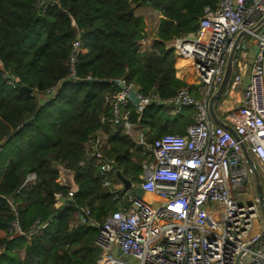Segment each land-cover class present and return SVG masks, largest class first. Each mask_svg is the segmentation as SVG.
<instances>
[{
	"label": "trees",
	"instance_id": "obj_1",
	"mask_svg": "<svg viewBox=\"0 0 264 264\" xmlns=\"http://www.w3.org/2000/svg\"><path fill=\"white\" fill-rule=\"evenodd\" d=\"M217 1L58 0L38 11L35 0H0V264H95L97 228L77 218L79 207H88L101 223L119 208L116 194L123 191L102 186L85 143L103 132L109 145L104 157L132 182L140 180L141 161L150 155L121 128L101 122L100 114L109 112L104 97L119 90L113 82L118 79L143 94L154 89L163 99L184 87L199 97V84L176 76L174 52L166 45L195 32L204 8ZM137 2L161 15L149 44L138 42L146 37L144 16L137 8L129 13ZM76 37L85 51L72 78L69 55ZM5 73L18 78L14 86ZM52 87L51 97L36 98ZM126 109L128 119L147 130L148 142L183 134L194 116L191 107L171 114L168 106L154 103L137 112L128 102ZM56 165L74 172L72 205L54 206V194L68 191L56 182ZM31 172L35 182L24 185ZM13 220L24 234L7 232ZM42 223L47 224L40 228Z\"/></svg>",
	"mask_w": 264,
	"mask_h": 264
},
{
	"label": "built area",
	"instance_id": "obj_2",
	"mask_svg": "<svg viewBox=\"0 0 264 264\" xmlns=\"http://www.w3.org/2000/svg\"><path fill=\"white\" fill-rule=\"evenodd\" d=\"M57 1L35 0V7L43 11ZM263 14L264 0H218L214 8H204L195 32L167 42L175 60H185L194 83L201 86L199 97L184 87L163 99L154 89L143 94L138 86L127 85L121 79L118 80L126 84V89L119 88L105 95L109 112L100 114L101 122L114 130L121 128L142 150H149L150 155L141 161L138 185L132 182L131 188L122 189L120 182L121 187L114 188L111 179L114 171L104 157L109 147L105 134L98 131L85 143V156L95 161L102 186L122 190L124 199L101 223L88 207H79L77 218L82 222L87 218L86 222L97 228L95 243L100 252L95 264H264V234H261L257 200L243 204L233 196L235 186L254 183L241 141L260 168L264 188V24L251 35L254 37L253 56L248 71L246 58L236 56L228 91L240 86L247 74L239 105L220 114L240 139L216 124L207 110L208 98L222 80L235 35L240 30H248ZM146 39H142V43L145 44ZM71 46L69 76L75 78V62L85 49L78 37ZM243 47L242 41L239 49ZM4 75L12 86L18 81L15 76L12 80L9 74ZM129 90L135 92L139 99L137 104L130 100ZM53 91L54 87L35 96L44 101ZM128 102L137 112L151 103L168 106L171 114L191 107L193 122L186 126L183 134L165 133L148 142L147 130L128 119ZM1 146L0 141V153ZM56 167V182L68 191L66 196L59 192L54 194V206H63V198L66 205H72L78 189L74 172L63 165ZM35 179L33 172L28 173L23 184H33ZM136 186L156 200L137 197ZM7 232L24 234L17 220L11 222Z\"/></svg>",
	"mask_w": 264,
	"mask_h": 264
},
{
	"label": "water",
	"instance_id": "obj_3",
	"mask_svg": "<svg viewBox=\"0 0 264 264\" xmlns=\"http://www.w3.org/2000/svg\"><path fill=\"white\" fill-rule=\"evenodd\" d=\"M141 2H137L133 8L129 10V13L134 12V8L140 7ZM264 24V14L257 20V22L251 26L248 30H240L234 37L233 42L230 46L228 55H227V60H226V65L223 73L222 80L218 86V88L209 96L208 98V103H207V110L209 113V116L211 119L218 125L224 127L227 129L237 140H239V136L235 133L234 129L232 126L227 124L225 121H223L217 111V103L223 98V96L227 93L228 91V86L230 84V81L232 79L233 73H234V68H235V60L237 56V52L239 50V45L243 41V38L248 35H252L255 32H257L262 25ZM141 42L142 41H138ZM145 52L142 51V54ZM9 79H14L13 75H8ZM86 82H92L94 81L93 78H86L84 79ZM115 84L119 86L120 89H126V84L121 81V80H113ZM24 88L31 92V89L24 86ZM128 96L130 100L134 103L137 104L139 102V99L135 95V92L133 90L128 91ZM31 120V118L25 120L23 124L28 123ZM240 146L242 148L243 154L245 156V160L251 169V173L253 175V180H254V189L256 193V200L257 204L259 206L260 214H261V219H262V232L261 234H264V188L262 185V178L259 172L258 166L254 163L249 151L247 150V147L244 142H240ZM108 163L111 166V169L114 171L115 177L121 182L122 184V189H127L132 187V181L126 177H124L121 172L117 169L116 163L114 160H107ZM134 193L136 194L137 197H142L143 196V190L140 186H136L134 188Z\"/></svg>",
	"mask_w": 264,
	"mask_h": 264
},
{
	"label": "crops",
	"instance_id": "obj_4",
	"mask_svg": "<svg viewBox=\"0 0 264 264\" xmlns=\"http://www.w3.org/2000/svg\"><path fill=\"white\" fill-rule=\"evenodd\" d=\"M135 12H147L148 14L152 13L154 16L157 17L156 22L153 25V31L149 34L147 33V39L145 40V44H149L150 41L152 40L156 27H157V23H158V19L161 17V15L157 12L152 10L151 8H146V7H139L137 9V11ZM142 14L144 16V20L146 22L147 18L145 16V13H139ZM147 31V29H146ZM250 56H246L245 54H241V53H237V57L240 56H244L246 58V67H247V71L250 68L251 64H252V51L250 49ZM185 60L183 59H176L175 60V70H176V76L179 77L180 79H183L184 81H186L187 79L192 78V71L191 69L188 67V65H184ZM194 80V79H193ZM247 81V74L244 75L241 85L238 86L236 89L234 90H229L224 96L223 98L218 102V106H217V111L220 114H223V112L225 110H228L230 108H236L239 105V102L241 100V94H242V88L243 85L246 83ZM259 172H260V168H259ZM261 178H262V174L260 172ZM248 190L244 191V192H238L237 196H235L234 198L237 200V202L239 203H250L253 202L256 199V193H255V189H254V183L248 184ZM238 186V185H237ZM235 186L233 188V196H234V190L237 187ZM145 197H148L145 198ZM142 198L146 201H152V200H156V197H154L151 194L148 193H144ZM150 198V199H149ZM63 203H66L64 198H63ZM3 232L0 231V235H2Z\"/></svg>",
	"mask_w": 264,
	"mask_h": 264
},
{
	"label": "rangeland",
	"instance_id": "obj_5",
	"mask_svg": "<svg viewBox=\"0 0 264 264\" xmlns=\"http://www.w3.org/2000/svg\"><path fill=\"white\" fill-rule=\"evenodd\" d=\"M139 8V7H138ZM137 8V9H138ZM137 9H136V11H137ZM137 14H139V13H145V16H146V18H147V20H146V29H147V31H146V33H151L152 31H153V25H154V23L156 22V19H157V17L156 16H154L152 13H150V14H148L147 12H136ZM146 37H147V35H146ZM254 40V37L253 36H251V35H248V36H245L244 38H243V44H244V47L243 48H241V49H239L238 50V52L237 53H241V54H245L246 56H250L249 54H250V49L252 48V46H253V43H252V41ZM194 78H193V76H192V78H190V79H187L186 80V82L188 83V84H196V83H194L195 81L193 80ZM146 160V159H145ZM111 179H112V181H113V183H114V185H113V187L114 188H119V187H121V185H120V181L119 180H117L116 181V178H115V176H114V174H112L111 175ZM140 182V180H138V181H135V182H133L135 185H138V183ZM248 187H249V185L248 184H246V185H242V186H237L236 188H235V190H234V197L235 196H237V193L238 192H244V191H247L248 190ZM121 195H122V193H117L116 194V198L118 199V201L121 203V202H123L124 201V199L121 197ZM124 258V257H123ZM124 259H126V258H124Z\"/></svg>",
	"mask_w": 264,
	"mask_h": 264
},
{
	"label": "bare ground",
	"instance_id": "obj_6",
	"mask_svg": "<svg viewBox=\"0 0 264 264\" xmlns=\"http://www.w3.org/2000/svg\"><path fill=\"white\" fill-rule=\"evenodd\" d=\"M145 198H147L148 199V197H145ZM150 199V198H149Z\"/></svg>",
	"mask_w": 264,
	"mask_h": 264
}]
</instances>
